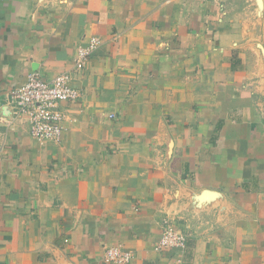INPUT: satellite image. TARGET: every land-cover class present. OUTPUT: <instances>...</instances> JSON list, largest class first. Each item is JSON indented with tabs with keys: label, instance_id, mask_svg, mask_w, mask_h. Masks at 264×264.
Masks as SVG:
<instances>
[{
	"label": "crops",
	"instance_id": "crops-1",
	"mask_svg": "<svg viewBox=\"0 0 264 264\" xmlns=\"http://www.w3.org/2000/svg\"><path fill=\"white\" fill-rule=\"evenodd\" d=\"M33 72L81 94L57 106L60 142L8 102ZM168 226L184 249L156 250ZM108 247L264 264V0H0V264H105Z\"/></svg>",
	"mask_w": 264,
	"mask_h": 264
},
{
	"label": "built area",
	"instance_id": "built-area-1",
	"mask_svg": "<svg viewBox=\"0 0 264 264\" xmlns=\"http://www.w3.org/2000/svg\"><path fill=\"white\" fill-rule=\"evenodd\" d=\"M101 39L92 36L87 43L77 47L75 68L82 71L91 55L100 47ZM80 92L70 84V76L62 74L50 80L44 79L38 72L27 76L26 82L12 90L8 102L17 117H25L29 123L30 135L40 141L60 142L64 116L57 109L59 103L76 102ZM109 118H114L110 115ZM184 249L185 237L172 227H165L156 245V250L162 248ZM132 254L120 247L105 249L103 261L105 264H129Z\"/></svg>",
	"mask_w": 264,
	"mask_h": 264
}]
</instances>
